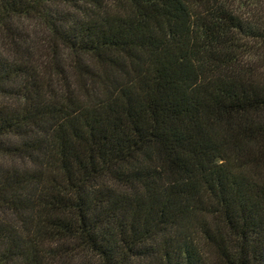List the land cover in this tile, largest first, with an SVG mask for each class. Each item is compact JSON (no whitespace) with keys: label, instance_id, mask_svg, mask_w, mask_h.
<instances>
[{"label":"trees","instance_id":"1","mask_svg":"<svg viewBox=\"0 0 264 264\" xmlns=\"http://www.w3.org/2000/svg\"><path fill=\"white\" fill-rule=\"evenodd\" d=\"M0 264H264V0H0Z\"/></svg>","mask_w":264,"mask_h":264}]
</instances>
